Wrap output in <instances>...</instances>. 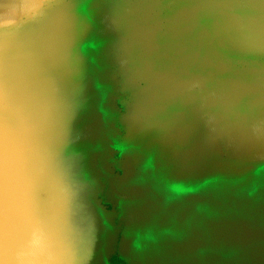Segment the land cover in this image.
Listing matches in <instances>:
<instances>
[{
    "label": "water",
    "instance_id": "water-1",
    "mask_svg": "<svg viewBox=\"0 0 264 264\" xmlns=\"http://www.w3.org/2000/svg\"><path fill=\"white\" fill-rule=\"evenodd\" d=\"M0 264H264V0H0Z\"/></svg>",
    "mask_w": 264,
    "mask_h": 264
}]
</instances>
